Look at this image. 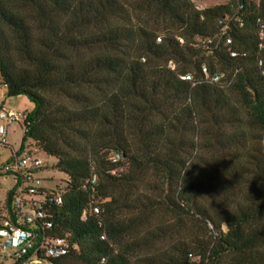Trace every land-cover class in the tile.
I'll return each mask as SVG.
<instances>
[{
    "label": "trees",
    "instance_id": "trees-1",
    "mask_svg": "<svg viewBox=\"0 0 264 264\" xmlns=\"http://www.w3.org/2000/svg\"><path fill=\"white\" fill-rule=\"evenodd\" d=\"M261 32L264 0H0L6 96L33 104L23 141L68 178L63 264H264Z\"/></svg>",
    "mask_w": 264,
    "mask_h": 264
},
{
    "label": "built area",
    "instance_id": "built-area-1",
    "mask_svg": "<svg viewBox=\"0 0 264 264\" xmlns=\"http://www.w3.org/2000/svg\"><path fill=\"white\" fill-rule=\"evenodd\" d=\"M226 31L224 26L222 36H226ZM260 40H264V32L260 33ZM226 44H232L230 37ZM174 67L170 63V68ZM204 73L214 83L224 78L222 73L210 76L206 68ZM181 79L192 81L190 75ZM7 91L0 75V264H63L66 257L79 250L69 234L57 235L52 216L54 209L63 202L65 184L61 188L55 184L50 173L53 164L42 157L53 158L33 141L25 143L22 139L18 149L9 144L14 126L24 135L29 111L10 109L6 104ZM111 159L118 161L120 156L113 155ZM96 181L93 176L92 183ZM101 213V204L93 202L83 211L81 220ZM101 239L106 240V236L102 235ZM106 262L103 258L100 264Z\"/></svg>",
    "mask_w": 264,
    "mask_h": 264
},
{
    "label": "rangeland",
    "instance_id": "rangeland-1",
    "mask_svg": "<svg viewBox=\"0 0 264 264\" xmlns=\"http://www.w3.org/2000/svg\"><path fill=\"white\" fill-rule=\"evenodd\" d=\"M234 0H193L194 4L199 8L200 10L211 8L215 6L220 5H228L233 3ZM256 2L259 0H255ZM6 104L10 109L19 110V111H31L33 109V104L26 98V97H17V98H6ZM23 139V131L18 126H14L12 128V132L10 133L9 137V144L13 146L15 149H18L20 147V144ZM43 160L50 162V164H53V166L56 165L57 160L55 158L49 159L45 155L42 157ZM51 174H53V178L55 180V184L58 185V187H62V181H66L68 178L66 175L60 173L57 169L54 167L52 170H50ZM48 173V174H50ZM48 176V175H47Z\"/></svg>",
    "mask_w": 264,
    "mask_h": 264
}]
</instances>
